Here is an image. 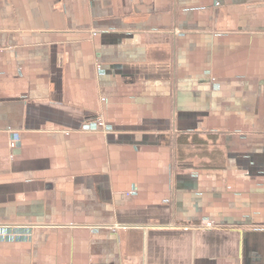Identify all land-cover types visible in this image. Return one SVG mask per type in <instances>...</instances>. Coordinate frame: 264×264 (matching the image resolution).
I'll return each mask as SVG.
<instances>
[{"label":"crops","instance_id":"crops-1","mask_svg":"<svg viewBox=\"0 0 264 264\" xmlns=\"http://www.w3.org/2000/svg\"><path fill=\"white\" fill-rule=\"evenodd\" d=\"M0 264H264V0H0Z\"/></svg>","mask_w":264,"mask_h":264},{"label":"built area","instance_id":"built-area-1","mask_svg":"<svg viewBox=\"0 0 264 264\" xmlns=\"http://www.w3.org/2000/svg\"><path fill=\"white\" fill-rule=\"evenodd\" d=\"M96 125H97L96 128L97 131H104V132L106 131L105 120L101 116L96 120ZM205 226L211 227V224L207 223L205 224Z\"/></svg>","mask_w":264,"mask_h":264}]
</instances>
